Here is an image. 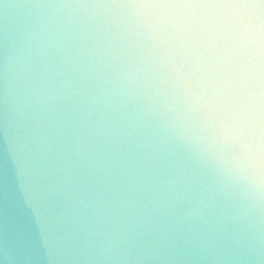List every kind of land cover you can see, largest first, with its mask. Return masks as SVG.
<instances>
[{"label":"clouds","instance_id":"9594fccd","mask_svg":"<svg viewBox=\"0 0 264 264\" xmlns=\"http://www.w3.org/2000/svg\"><path fill=\"white\" fill-rule=\"evenodd\" d=\"M0 264H264V0H0Z\"/></svg>","mask_w":264,"mask_h":264}]
</instances>
